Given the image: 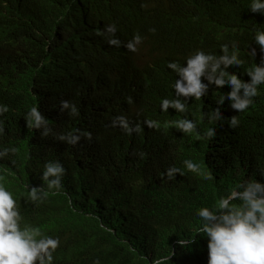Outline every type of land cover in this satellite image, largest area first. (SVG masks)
Masks as SVG:
<instances>
[{
    "label": "trees",
    "instance_id": "16d2710c",
    "mask_svg": "<svg viewBox=\"0 0 264 264\" xmlns=\"http://www.w3.org/2000/svg\"><path fill=\"white\" fill-rule=\"evenodd\" d=\"M178 1L197 49L215 54L221 45H234L243 60L234 71L252 68L264 59L254 42L257 31L264 30V15L251 12L244 0ZM132 2L111 0L112 16L129 24ZM92 3L84 0L81 7ZM75 6L79 7L77 0H0V104L9 109L0 116L5 129L0 149H17L0 159V183L13 192L22 225L38 226L59 238L54 264H93L97 259L100 264H152L162 255L169 256L170 264H197L208 250L207 238L197 233L196 213L211 208L235 184L264 179V99L255 97L242 113L231 109L225 99L221 106L225 119L216 122L207 119L216 103L212 106L204 98L189 102L194 110L190 119L198 121L201 136L209 127L217 128L213 138L197 139L194 133L178 131L175 122L168 123L170 113L157 110V100L168 89L152 79L140 85L137 106L121 110L141 131L128 135L117 127L107 129L105 123L114 113L99 109L102 101L93 91V78L84 84L68 73L45 68L44 43L38 41L43 33L40 24L65 21ZM173 44L157 45L156 58L169 53ZM65 99L76 105L77 116L60 111ZM34 105L53 129L47 137L29 129L23 118ZM92 105L98 115L95 121ZM202 113L205 118L200 122ZM232 116L239 120L234 129L229 127ZM145 120H155L158 126L148 128ZM77 129L90 132L91 140L82 136L72 146L57 139ZM189 159L200 165L199 173L185 168L183 161ZM49 161H59L66 170L59 191H49L40 179ZM171 166L183 175L169 181L162 174ZM25 184L44 185L49 194L32 203ZM176 240L192 242L181 246Z\"/></svg>",
    "mask_w": 264,
    "mask_h": 264
},
{
    "label": "clouds",
    "instance_id": "9594fccd",
    "mask_svg": "<svg viewBox=\"0 0 264 264\" xmlns=\"http://www.w3.org/2000/svg\"><path fill=\"white\" fill-rule=\"evenodd\" d=\"M77 3L79 7H71L65 21L40 24L43 33L38 41L44 43L47 71H63L84 84L94 79L93 91L102 101L99 109L114 113L105 123L107 129L117 127L128 135L141 131L121 110L137 106L140 85L152 79L161 81L168 89L166 95L157 100V110L162 114L170 113L168 123L175 122L178 131L194 133L197 139L213 138L217 128L209 127L201 136L197 131L198 121L190 119L194 110L189 102L204 98L212 106L216 103L218 106L207 114L209 121L216 122L225 119L221 110L225 99L238 113L246 111L255 97L264 99V59L247 68L249 70L234 71V66L239 68L243 64L234 45H221L215 54L197 49L198 45L191 43L192 33L180 1L134 0V14L129 17V24L112 16L111 0H93L84 7H81L84 0ZM244 3L251 12L264 15V0H244ZM169 42H174L169 53L157 59V45L161 47ZM254 42L264 52V30L257 31ZM251 50L254 57V47ZM8 110L6 105L0 104V116ZM60 111L70 116L79 114L76 105L68 99L60 101ZM95 111L92 105L94 121L98 117ZM23 118L29 129L40 131L42 136L53 133L38 105L32 106ZM204 118L202 113L200 122ZM228 120L230 128L239 125L236 116ZM143 123L148 128L158 126L155 120ZM4 132L3 121H0V136ZM82 136L92 138L90 132L81 133L77 129L57 139L76 146ZM10 152L15 153L17 149H0V159ZM183 164L189 172H200V165L190 159ZM65 172L62 163L49 161L40 179L49 191H59ZM177 174L183 175L181 169L171 166L162 178L170 181ZM44 185H24L30 202H42L47 197L49 191L43 190ZM196 215L200 221L197 233L207 238L208 250L197 264H264V179H246L235 184L226 195L219 196L211 208L202 207ZM22 220L13 192L0 183V264H54L59 238L46 235L38 226L22 225ZM176 242L185 246L192 240ZM128 246L137 250L130 242ZM93 264L100 261L97 259ZM152 264H170L169 256L162 255Z\"/></svg>",
    "mask_w": 264,
    "mask_h": 264
}]
</instances>
